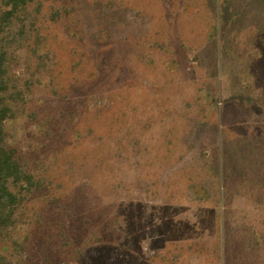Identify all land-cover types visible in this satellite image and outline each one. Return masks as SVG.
Here are the masks:
<instances>
[{"label":"rangeland","instance_id":"374dc122","mask_svg":"<svg viewBox=\"0 0 264 264\" xmlns=\"http://www.w3.org/2000/svg\"><path fill=\"white\" fill-rule=\"evenodd\" d=\"M37 27L7 143L74 242L31 221L12 264H264V0H45Z\"/></svg>","mask_w":264,"mask_h":264},{"label":"trees","instance_id":"16d2710c","mask_svg":"<svg viewBox=\"0 0 264 264\" xmlns=\"http://www.w3.org/2000/svg\"><path fill=\"white\" fill-rule=\"evenodd\" d=\"M43 1L0 0V264H12V256L29 250L33 235L59 238L64 245L74 242L61 219L52 222L48 218L51 216L45 215L52 210L55 199L47 203L43 198L44 210L34 212V217L30 218L28 213L37 200H41L40 196L48 185L47 179L28 166L18 148L7 143L6 123L18 118L19 109L26 101L20 79L13 71L21 62L20 52L31 46L33 34L37 41L40 40L37 24ZM60 16L59 11L53 13V19ZM31 221L35 226L33 235L22 239L20 228ZM9 248L12 253L7 251Z\"/></svg>","mask_w":264,"mask_h":264}]
</instances>
